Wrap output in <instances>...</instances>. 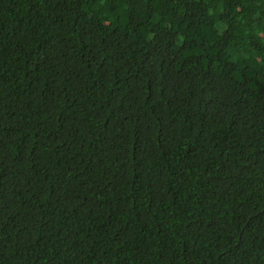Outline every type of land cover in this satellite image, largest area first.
I'll use <instances>...</instances> for the list:
<instances>
[{"label":"trees","instance_id":"1","mask_svg":"<svg viewBox=\"0 0 264 264\" xmlns=\"http://www.w3.org/2000/svg\"><path fill=\"white\" fill-rule=\"evenodd\" d=\"M0 264H264V0H0Z\"/></svg>","mask_w":264,"mask_h":264}]
</instances>
